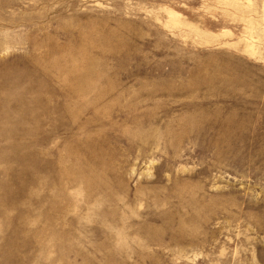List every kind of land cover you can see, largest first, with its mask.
<instances>
[{
  "label": "rangeland",
  "instance_id": "1",
  "mask_svg": "<svg viewBox=\"0 0 264 264\" xmlns=\"http://www.w3.org/2000/svg\"><path fill=\"white\" fill-rule=\"evenodd\" d=\"M0 264H264V0H0Z\"/></svg>",
  "mask_w": 264,
  "mask_h": 264
}]
</instances>
